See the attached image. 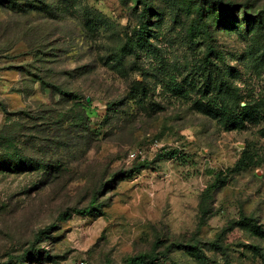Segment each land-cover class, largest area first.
<instances>
[{
  "label": "rangeland",
  "instance_id": "1",
  "mask_svg": "<svg viewBox=\"0 0 264 264\" xmlns=\"http://www.w3.org/2000/svg\"><path fill=\"white\" fill-rule=\"evenodd\" d=\"M20 111L50 168L0 171V264H264V0H0Z\"/></svg>",
  "mask_w": 264,
  "mask_h": 264
},
{
  "label": "trees",
  "instance_id": "2",
  "mask_svg": "<svg viewBox=\"0 0 264 264\" xmlns=\"http://www.w3.org/2000/svg\"><path fill=\"white\" fill-rule=\"evenodd\" d=\"M236 7L234 5L231 6L230 10H235ZM228 10H223L221 14L227 13ZM199 16H204V11L201 10V14L199 13ZM142 32H140L141 34ZM142 37H139L138 40H140ZM140 42V41H139ZM141 43V42H140ZM135 43H132L131 49H133L136 45ZM138 85H141V83H137ZM8 114V113H7ZM24 115V112H16L13 113L12 116L17 118V121H14L13 126L11 127L10 131H4L2 130L0 132V171L1 172H31L39 170L41 167L44 168V172L48 173V170L50 167H48L47 164L41 165V163L35 162L32 160L31 155L23 156L21 152H19L18 145H19V135L18 132L19 127L22 126L24 123L25 118H22L21 116ZM98 208V196L94 197L92 201L90 202V205L84 209H76L74 213H80V214H89L92 213L94 210ZM201 212L203 216L207 214L206 207H205V201L203 200L201 202ZM73 216L72 211H66L59 215L58 222H65L69 220ZM58 224H53L44 230L40 231L35 239V242H42L44 238H46L49 234V231L54 230ZM177 248H183L188 249V246L186 245H176ZM159 264V259L153 255V254H142L135 257H131L126 260L125 264Z\"/></svg>",
  "mask_w": 264,
  "mask_h": 264
},
{
  "label": "built area",
  "instance_id": "3",
  "mask_svg": "<svg viewBox=\"0 0 264 264\" xmlns=\"http://www.w3.org/2000/svg\"><path fill=\"white\" fill-rule=\"evenodd\" d=\"M130 157H131V158H137L138 155H137L136 153H132V154L130 155ZM81 264H87V263H81Z\"/></svg>",
  "mask_w": 264,
  "mask_h": 264
}]
</instances>
